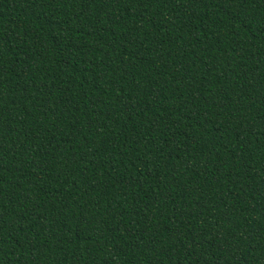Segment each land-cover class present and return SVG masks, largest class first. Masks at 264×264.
<instances>
[{
    "label": "trees",
    "instance_id": "obj_1",
    "mask_svg": "<svg viewBox=\"0 0 264 264\" xmlns=\"http://www.w3.org/2000/svg\"><path fill=\"white\" fill-rule=\"evenodd\" d=\"M0 264H264V0H0Z\"/></svg>",
    "mask_w": 264,
    "mask_h": 264
}]
</instances>
